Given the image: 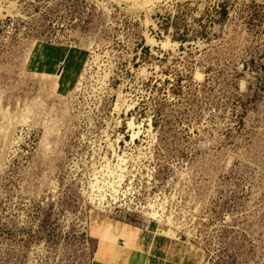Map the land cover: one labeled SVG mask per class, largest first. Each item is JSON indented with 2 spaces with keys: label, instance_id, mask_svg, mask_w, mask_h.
<instances>
[{
  "label": "rangeland",
  "instance_id": "1",
  "mask_svg": "<svg viewBox=\"0 0 264 264\" xmlns=\"http://www.w3.org/2000/svg\"><path fill=\"white\" fill-rule=\"evenodd\" d=\"M141 2L0 0V264H264V0Z\"/></svg>",
  "mask_w": 264,
  "mask_h": 264
},
{
  "label": "bare ground",
  "instance_id": "2",
  "mask_svg": "<svg viewBox=\"0 0 264 264\" xmlns=\"http://www.w3.org/2000/svg\"><path fill=\"white\" fill-rule=\"evenodd\" d=\"M152 2H154V0H143V2L139 3V5L142 6H146L148 4H151ZM160 2V1H159ZM154 4V3H153ZM139 7V6H138ZM145 8V7H144Z\"/></svg>",
  "mask_w": 264,
  "mask_h": 264
},
{
  "label": "crops",
  "instance_id": "3",
  "mask_svg": "<svg viewBox=\"0 0 264 264\" xmlns=\"http://www.w3.org/2000/svg\"><path fill=\"white\" fill-rule=\"evenodd\" d=\"M111 238V237H110ZM121 239V238H120ZM122 240V239H121Z\"/></svg>",
  "mask_w": 264,
  "mask_h": 264
}]
</instances>
